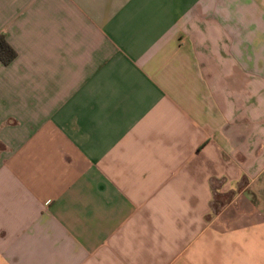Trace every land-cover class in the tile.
<instances>
[{"label": "crops", "instance_id": "1", "mask_svg": "<svg viewBox=\"0 0 264 264\" xmlns=\"http://www.w3.org/2000/svg\"><path fill=\"white\" fill-rule=\"evenodd\" d=\"M0 264H264V0H0Z\"/></svg>", "mask_w": 264, "mask_h": 264}, {"label": "trees", "instance_id": "2", "mask_svg": "<svg viewBox=\"0 0 264 264\" xmlns=\"http://www.w3.org/2000/svg\"><path fill=\"white\" fill-rule=\"evenodd\" d=\"M17 57L16 51L7 43L5 37L0 36V61L4 65L11 64Z\"/></svg>", "mask_w": 264, "mask_h": 264}]
</instances>
